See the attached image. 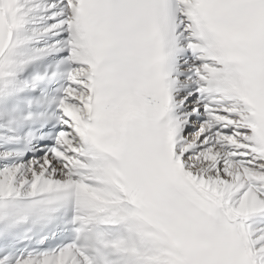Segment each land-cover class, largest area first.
I'll return each instance as SVG.
<instances>
[{"label": "snow or ice", "instance_id": "1", "mask_svg": "<svg viewBox=\"0 0 264 264\" xmlns=\"http://www.w3.org/2000/svg\"><path fill=\"white\" fill-rule=\"evenodd\" d=\"M0 264H264V0H0Z\"/></svg>", "mask_w": 264, "mask_h": 264}]
</instances>
